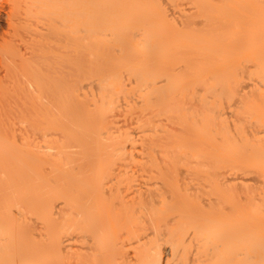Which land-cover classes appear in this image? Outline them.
Returning a JSON list of instances; mask_svg holds the SVG:
<instances>
[{"label":"bare ground","instance_id":"bare-ground-1","mask_svg":"<svg viewBox=\"0 0 264 264\" xmlns=\"http://www.w3.org/2000/svg\"><path fill=\"white\" fill-rule=\"evenodd\" d=\"M69 3L3 50L0 264H264V0Z\"/></svg>","mask_w":264,"mask_h":264},{"label":"rangeland","instance_id":"rangeland-1","mask_svg":"<svg viewBox=\"0 0 264 264\" xmlns=\"http://www.w3.org/2000/svg\"><path fill=\"white\" fill-rule=\"evenodd\" d=\"M69 8V0H49L46 6L43 4V0H0V84L6 81L5 70L1 66V58L5 55L3 51L5 46L11 45L16 47L22 43L31 41L63 43L68 25ZM14 133L12 131L10 134ZM166 245H164V242L161 243L162 257H165L162 258L163 264L168 263L166 262V260L169 261L167 257L170 258L172 253L169 244ZM132 251H127V254L130 256L134 255L135 252ZM127 254V260L132 259L131 262H135L138 255L135 253L134 256L130 257ZM182 255L187 257L188 262H192H189V264H193L194 259L197 257L190 248L189 250L180 252L178 256ZM173 256L175 258L177 254L174 253ZM178 256L177 259L179 258ZM177 259H171V262L168 264H175ZM172 260L176 261L173 263Z\"/></svg>","mask_w":264,"mask_h":264}]
</instances>
